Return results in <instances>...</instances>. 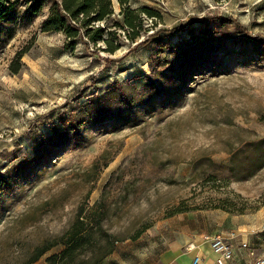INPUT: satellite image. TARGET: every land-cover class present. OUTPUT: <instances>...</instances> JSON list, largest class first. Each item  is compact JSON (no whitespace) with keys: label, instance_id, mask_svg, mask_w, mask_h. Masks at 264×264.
Wrapping results in <instances>:
<instances>
[{"label":"rangeland","instance_id":"rangeland-1","mask_svg":"<svg viewBox=\"0 0 264 264\" xmlns=\"http://www.w3.org/2000/svg\"><path fill=\"white\" fill-rule=\"evenodd\" d=\"M56 1L0 21V264L60 255L79 216L93 238L76 264L109 248L100 264H164L178 242L243 226L256 254L264 0H131L157 15L140 13L134 40L116 4L114 53L43 32Z\"/></svg>","mask_w":264,"mask_h":264},{"label":"trees","instance_id":"trees-1","mask_svg":"<svg viewBox=\"0 0 264 264\" xmlns=\"http://www.w3.org/2000/svg\"><path fill=\"white\" fill-rule=\"evenodd\" d=\"M19 0L10 2L9 0H0V21L5 20L9 13L13 10ZM50 0H24L27 5L28 21L35 20L42 14L45 6ZM115 0H62L56 1L50 11V15L43 23V32H63L70 40L71 46H74V40L79 36H84L90 42L97 44L103 42L107 46V51L114 53V39H117V33L108 31V26H105L107 21L115 14ZM120 7V15L123 16V25L127 29L128 38L136 39L139 35L137 28L142 26L140 13H144L150 17L157 16L154 12L148 9L135 11L131 9V0H116ZM104 24V26H103ZM108 36V37H107ZM109 36L112 38H109ZM146 44V43H145ZM144 42L139 45H145ZM15 69V73L18 72ZM65 249L60 255H51L46 259L47 264H76L79 256L78 251L85 244L92 240V233L85 228L82 217L79 216L71 231L65 236ZM49 251V248L38 251L36 257L28 264L38 262L42 256ZM112 254V249L109 248L94 264L102 263L109 255ZM87 264V263H84Z\"/></svg>","mask_w":264,"mask_h":264},{"label":"crops","instance_id":"crops-1","mask_svg":"<svg viewBox=\"0 0 264 264\" xmlns=\"http://www.w3.org/2000/svg\"><path fill=\"white\" fill-rule=\"evenodd\" d=\"M115 5L117 1H114ZM119 6V5H118ZM232 233V232H231ZM230 233V234H231ZM235 233V232H234ZM230 234L227 235L230 236ZM236 238L232 241L234 245V257L227 264H255V262L259 258H264V235L259 238L258 249L255 252H251L247 248H243V244H248V241H252L253 238L250 235V230L243 226L239 233H235ZM182 243L178 242L176 245L174 244L163 257L164 264H192L193 257L196 254H200L202 256L201 264H216V260L218 259V255L212 252L210 240L209 238H205L202 241L194 240L188 244L183 251ZM194 249V250H193ZM188 250V251H187ZM194 254L193 257L191 255ZM34 264H47L45 261H38ZM103 264L106 263V261Z\"/></svg>","mask_w":264,"mask_h":264},{"label":"built area","instance_id":"built-area-1","mask_svg":"<svg viewBox=\"0 0 264 264\" xmlns=\"http://www.w3.org/2000/svg\"><path fill=\"white\" fill-rule=\"evenodd\" d=\"M236 234L231 233L230 236L224 235H215L210 240V245L212 251H214L218 255V259L216 260V264H227L234 257V245L232 243L235 240ZM243 248H247L246 244L242 245ZM194 250V249H193ZM202 256L200 254H196L193 257L192 264H201ZM255 264H264V258H259Z\"/></svg>","mask_w":264,"mask_h":264},{"label":"bare ground","instance_id":"bare-ground-1","mask_svg":"<svg viewBox=\"0 0 264 264\" xmlns=\"http://www.w3.org/2000/svg\"><path fill=\"white\" fill-rule=\"evenodd\" d=\"M213 253H215L214 251H212ZM216 254V253H215ZM217 255V254H216Z\"/></svg>","mask_w":264,"mask_h":264}]
</instances>
